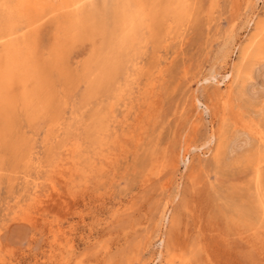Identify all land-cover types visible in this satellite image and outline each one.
Segmentation results:
<instances>
[{"label":"rangeland","instance_id":"1","mask_svg":"<svg viewBox=\"0 0 264 264\" xmlns=\"http://www.w3.org/2000/svg\"><path fill=\"white\" fill-rule=\"evenodd\" d=\"M114 1L136 16L121 50L109 12L104 37L74 29ZM126 1L0 7V62L12 49L21 73L0 113V264H264V0Z\"/></svg>","mask_w":264,"mask_h":264},{"label":"bare ground","instance_id":"2","mask_svg":"<svg viewBox=\"0 0 264 264\" xmlns=\"http://www.w3.org/2000/svg\"><path fill=\"white\" fill-rule=\"evenodd\" d=\"M3 1V0H2ZM11 1H14V2H11V11H12V9H13V11L16 9L17 10V17L16 18H22L23 20H26L27 18H29L30 17V19L32 18V17H38L39 15H47V14H59V13H63L64 12V15L65 14H69V13H73V16H74V14L76 13V12H78V11H80L81 9H80V7H81V3H82V0H11ZM88 1V0H87ZM106 1V0H105ZM126 1V0H125ZM129 1V0H128ZM145 1V0H144ZM127 2V1H126ZM126 2H123V3H125L126 4ZM137 2H139V1H137ZM9 3V2H8ZM103 3V2H102ZM146 3V2H145ZM4 4V3H3ZM85 4H86V1H85ZM101 4V3H100ZM100 4H96V3H94V4H91V6H90V11H87V13L86 12H84V10L82 9V12L80 11V13H78L77 15H78V17H80L81 18V16L83 15V17H82V19L83 18H87V20H88V18L90 19V18H93L94 19V21H92V23H91V25H89V20H88V22H85V23H88V27H86V26H83V25H81V21H77V23L78 24H75V26H74V29L76 30V31H79V30H83V31H88V29H92V30H94V27H97V29L99 30V32H100V34L102 35V37H104V31L103 30H106L107 28H108V26H106V24H104V23H106L105 22V16H106V13L107 12H109V16L111 17V20H112V22H113V24L115 25H113L114 27H116L117 29L118 28H120V29H124L123 31L125 32L126 30L128 31V34L127 33H125V36L123 37V38H121L119 41H117V44H116V46H117V49H124L128 44H129V41H132V37H133V35H135L136 34V36L138 35V33H136V29H137V25H136V23L134 22V18L136 17H134L133 15H130V14H128L127 13V11L128 10H126V12H125V6H124V4H122V3H120V2H118V1H114L109 7H106V5L105 4H102L101 6H100ZM173 4V3H172ZM178 4V3H177ZM159 5V4H158ZM167 5H168V3H167ZM167 5H166V7H167ZM174 5V4H173ZM189 5V4H188ZM154 6V5H153ZM128 7V6H127ZM155 7H156V4H155ZM159 7V6H158ZM173 7V6H172ZM171 7V8H172ZM84 8V7H83ZM130 9H131V7H129ZM78 9H80V10H78ZM176 9V8H175ZM86 11V10H85ZM148 11V10H147ZM86 13V14H85ZM187 13V12H186ZM10 14V13H9ZM148 14L149 15H151L149 12H148ZM85 15V16H84ZM97 15V16H96ZM62 16V15H61ZM11 17L12 16H10V15H8V16H5V15H3L2 17L0 16V25H3V23L5 24L4 25V27H2V30H5V27L6 28H8V26H10V28L11 29H14L15 28V26H14V24H11L12 23V19H11ZM42 17H44V16H42ZM77 18V17H76ZM6 19V20H5ZM44 19V18H43ZM75 19V18H74ZM81 19V20H82ZM97 19H99L100 21H98ZM76 20V19H75ZM3 21V22H2ZM84 21H86V20H84ZM251 21V20H250ZM40 22V21H39ZM76 22V21H75ZM74 22V23H75ZM35 23H37V22H35ZM35 23H33V24H35ZM141 24V23H140ZM6 25H8V26H6ZM17 25V24H16ZM29 25V24H28ZM73 25V24H72ZM98 25V26H97ZM154 25V24H153ZM180 25V24H179ZM24 26V25H23ZM30 26V25H29ZM157 26V25H156ZM162 26H163V24H162ZM31 27V26H30ZM76 27H77V29H76ZM104 28V29H103ZM9 29V28H8ZM11 29H9L10 31H9V35H10V33H11V35L13 34V30H11ZM22 29V28H21ZM154 29V28H153ZM7 30V29H6ZM26 30V29H25ZM257 30H258V32L260 31V33H258L255 37L257 38L258 36H259V34L260 35H262V42H263V44L260 46H257L256 48H253V49H255V51H254V53H253V55L255 56V57H261L262 56V54H263V52H264V26L262 25V26H258V28H257ZM23 31V30H22ZM123 32V33H124ZM169 32V31H168ZM17 34V33H16ZM127 34V35H126ZM254 34V33H253ZM170 36V35H169ZM252 37V36H251ZM12 38V37H11ZM136 38V37H135ZM1 39V38H0ZM13 39V38H12ZM253 39H255V38H253ZM9 40V39H8ZM98 40V39H97ZM1 41V40H0ZM3 41V40H2ZM11 41V40H10ZM134 41V40H133ZM18 42V41H17ZM4 43V46H5V44H6V42H3ZM26 43V42H25ZM1 44V43H0ZM132 44H133V42H132ZM257 44V43H256ZM31 45V44H30ZM112 45V44H111ZM115 46V45H114ZM114 46H110L112 49H114ZM116 46H115V48H116ZM243 47V46H242ZM7 48V47H6ZM12 48H13V46H12ZM129 48V47H128ZM131 48V47H130ZM245 49V57H246V53H247V51H248V49L250 48H246V47H244ZM17 49V48H16ZM108 49V48H107ZM106 49V50H107ZM112 49H110V50H108V51H111ZM6 50V49H5ZM9 48H7V50H6V53H7V57H6V60L4 61V63L3 62H0V63H3L2 64V67L0 66V113H3L4 111H6L5 109H6V101H4V98H5V95H4V98L2 99V96H3V94H4V92L3 91H5V89H7V88H9L8 86L10 85V81L15 77V80H16V76L18 75L17 73H15V72H17V71H15V70H18L19 69V65H18V61H16L15 59H13V57H12V55L11 54H13V53H11V51H12V49H10L9 51ZM14 50V49H13ZM19 50V49H18ZM24 50L26 51V49L24 48ZM105 50V51H106ZM107 51V52H108ZM114 51V50H113ZM21 52V51H20ZM25 53V52H24ZM24 53H23V55H24ZM123 53H125V52H123ZM5 54V53H4ZM3 54V55H4ZM22 54V53H21ZM127 54V53H126ZM125 54V55H126ZM26 55V54H25ZM106 55V54H105ZM113 55H115L114 53H112L110 56H109V58L111 59V60H113ZM20 56V55H19ZM31 56V55H30ZM20 57H22V56H20ZM103 57V56H102ZM122 57V56H121ZM124 57V56H123ZM25 58H26V56H25ZM104 58H105V56H104ZM103 58V59H104ZM108 57H106L104 60H103V68H111L110 67V65H109V63H110V59H109ZM27 59V58H26ZM31 59V58H30ZM123 59V58H122ZM121 59V60H122ZM249 59V58H248ZM4 60V59H3ZM28 60V59H27ZM32 60V59H31ZM30 60V61H31ZM117 60H118V57H117ZM259 60V59H258ZM34 61H35V59H34ZM249 61V60H248ZM248 61H246V62H248ZM26 62V61H25ZM94 62V61H93ZM121 62V61H120ZM254 62V61H253ZM102 63V62H101ZM258 63V62H257ZM23 64V63H22ZM98 64V63H97ZM1 65V64H0ZM28 65V64H27ZM112 65V64H111ZM255 66V63H253L252 64V66ZM34 66L35 67H37L35 64H34ZM251 66V65H250ZM253 66V69L254 68H256V67H254ZM32 68V67H31ZM253 69L251 68V70H250V72H252V73H254L255 74V72H253ZM39 70V69H38ZM111 70V69H110ZM236 70V69H235ZM254 70H256V69H254ZM264 70V69H263ZM24 71H26V70H24ZM35 71V70H34ZM234 71V70H233ZM247 71V70H246ZM18 72L20 73V70H18ZM36 72V71H35ZM37 72H39V71H37ZM41 72H43L42 70H41ZM103 72V71H102ZM105 72H106V70H105ZM231 72V71H230ZM25 73V72H24ZM31 73V72H30ZM120 73V72H119ZM236 75L238 76V75H240V70L238 69L237 71H236ZM248 73V75L247 76H249V78H251L252 77V73H249V71L247 72ZM21 74V73H20ZM19 74V76H21ZM233 74V73H232ZM242 74V73H241ZM262 74V73H261ZM33 75V74H32ZM36 75V74H35ZM104 75V74H103ZM229 75V77H231V74H228ZM228 75L226 74V76L228 77ZM263 75H264V73H263ZM262 75V76H263ZM24 75H22V77H23ZM241 76V75H240ZM261 76V77H262ZM27 77H29V75L27 76ZM34 77V76H33ZM92 77V76H91ZM245 77V76H244ZM20 78V77H19ZM30 78V77H29ZM110 78V77H109ZM104 79V78H103ZM236 79V78H235ZM246 79V78H245ZM31 80V79H30ZM23 81V80H22ZM34 81H35V85H36V81L37 80H35L34 79ZM40 81V80H39ZM21 82V81H20ZM40 82H42V81H40ZM236 82V81H235ZM26 83V82H25ZM28 83V82H27ZM30 83V82H29ZM19 84V83H18ZM120 84V83H119ZM21 85V84H20ZM29 85V84H28ZM33 85V84H32ZM31 85V86H32ZM35 85H33V87L35 86ZM30 86V87H31ZM43 86H45V85H42V89L44 90V88H43ZM95 86V85H94ZM260 86V85H259ZM23 87V86H22ZM27 87V86H26ZM30 87L28 86L27 88H29L30 89ZM37 87H38V85H37ZM229 87V86H228ZM248 87V86H247ZM256 87V86H255ZM261 87V86H260ZM17 88V87H16ZM19 88V87H18ZM17 88V89H18ZM230 88V87H229ZM245 88V87H244ZM24 89H25V87H24ZM23 89V90H24ZM90 89V88H89ZM261 89V88H260ZM9 90V89H8ZM11 90H12V87H11ZM43 90H41L42 92H43ZM150 90V89H149ZM40 91V92H41ZM45 91V90H44ZM251 91V90H250ZM257 91V90H256ZM261 91V90H260ZM263 91V90H262ZM10 92V91H9ZM52 92V91H51ZM7 93V92H6ZM18 94H20V93H18ZM27 94V93H26ZM25 94V95H26ZM45 94V93H44ZM24 95V94H23ZM37 95V94H36ZM15 96H16V94H15ZM20 97H22V95H19ZM33 96H34V92H33ZM41 96V95H40ZM40 96H38V97H40ZM249 96V95H248ZM257 97H258V95H256ZM28 97V96H27ZM34 98H35V96H34ZM229 98V97H228ZM12 99V98H11ZM24 100L25 98H21V100ZM20 100V99H19ZM39 100V99H38ZM260 100V99H259ZM15 101V100H14ZM27 101V100H26ZM37 101V100H36ZM40 101V100H39ZM38 101V102H39ZM253 102V101H252ZM20 103H22V102H20ZM24 103H25V100H24ZM33 103V102H32ZM26 104V103H25ZM24 104V105H25ZM18 106V105H17ZM82 106V105H81ZM22 107H24V106H22ZM29 107V106H28ZM59 107V106H58ZM14 108V107H13ZM83 108V107H82ZM16 109V108H15ZM29 109V108H28ZM27 109V110H28ZM53 109V108H52ZM14 110V109H13ZM12 110V111H13ZM9 111V110H8ZM16 111V110H15ZM14 111V112H15ZM7 114V113H6ZM5 114V115H6ZM9 115V114H8ZM10 116V115H9ZM54 116V115H53ZM24 120V119H23ZM66 122V121H65ZM69 123V122H68ZM70 128H72V127H70ZM12 132V131H11ZM12 134V133H11ZM260 134V133H259ZM258 134V135H259ZM264 137V136H263ZM261 141V140H260ZM49 143V142H48ZM263 143H264V141H263ZM78 144V143H77ZM33 148V147H32ZM59 149V148H58ZM77 152H79V151H77ZM6 154V153H5ZM7 157V156H6ZM17 168V167H16ZM33 169V168H32ZM257 174V173H256ZM32 182V181H31ZM52 187V186H51ZM256 187V186H255ZM34 189V188H33ZM36 193V192H35ZM39 199V198H38ZM262 207H263V210H264V202H262ZM166 218V217H165Z\"/></svg>","mask_w":264,"mask_h":264},{"label":"snow or ice","instance_id":"3","mask_svg":"<svg viewBox=\"0 0 264 264\" xmlns=\"http://www.w3.org/2000/svg\"><path fill=\"white\" fill-rule=\"evenodd\" d=\"M0 7H3V8H10L11 7V5H7V4H2V3H0Z\"/></svg>","mask_w":264,"mask_h":264}]
</instances>
